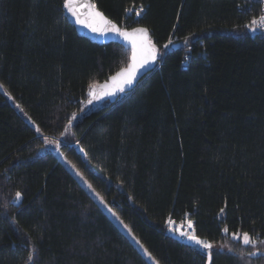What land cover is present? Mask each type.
<instances>
[{"label":"trees","instance_id":"16d2710c","mask_svg":"<svg viewBox=\"0 0 264 264\" xmlns=\"http://www.w3.org/2000/svg\"><path fill=\"white\" fill-rule=\"evenodd\" d=\"M95 4L155 48L113 105L90 91L129 49L80 36L66 0H0V264H151L63 158L159 264H264L260 1ZM186 213L211 249L168 232Z\"/></svg>","mask_w":264,"mask_h":264},{"label":"water","instance_id":"95a60500","mask_svg":"<svg viewBox=\"0 0 264 264\" xmlns=\"http://www.w3.org/2000/svg\"><path fill=\"white\" fill-rule=\"evenodd\" d=\"M99 13L100 15H97ZM66 14L69 20L75 26L77 33L89 39L93 43L99 45H107L110 43H119L125 48L129 49L131 52L130 61L126 66L121 67L115 73L108 77L105 81L93 86L90 91L91 96H95L99 101H110V105L117 103L120 98L127 93L132 92L135 88L142 82V80L155 69V59L151 60L149 63L144 64L142 67L138 66L136 68L132 82L122 83L124 77L117 76L122 70L130 69L132 66V39H138V36L132 38H125L119 33H133L134 29L146 28L144 26H137L133 28L122 29L116 22L108 18L95 4V0H66ZM101 16L103 20H101ZM93 27L99 28L100 31H93ZM113 27L119 29V33L113 31ZM147 36L150 40V31L148 28ZM250 31H255L251 28ZM113 77H116L114 80ZM123 89V90H121ZM168 232L182 240L173 228H170ZM198 240L201 241L199 237ZM190 244L200 246L201 244L186 238L184 240Z\"/></svg>","mask_w":264,"mask_h":264},{"label":"snow or ice","instance_id":"6c2138e0","mask_svg":"<svg viewBox=\"0 0 264 264\" xmlns=\"http://www.w3.org/2000/svg\"><path fill=\"white\" fill-rule=\"evenodd\" d=\"M97 15H100L97 13ZM101 20H103L101 16ZM93 31H100L99 28L93 27ZM113 31L119 33V29L113 27ZM148 30L146 28H138L134 29L133 33H119L123 35L125 38H132L134 36H138V39H132V66L130 69L122 70L120 73L117 74V76L124 77L122 80V83H131L132 79L134 77L136 68L138 66L142 67L144 64L149 63L151 60L155 59V48L152 45L151 41L148 39L147 36ZM115 80L116 77H113ZM123 90V89H121ZM91 102V101H90ZM17 199L21 198V193L16 192L15 194ZM127 227V225H124ZM181 235H186L185 233H181ZM189 239L195 241L198 244H201L205 249H211L212 245L208 243H204L203 241H200L195 236H190ZM245 243L248 242V236L245 234L244 236ZM210 255V254H209ZM31 259V257L29 258ZM158 264V262H157Z\"/></svg>","mask_w":264,"mask_h":264},{"label":"rangeland","instance_id":"374dc122","mask_svg":"<svg viewBox=\"0 0 264 264\" xmlns=\"http://www.w3.org/2000/svg\"><path fill=\"white\" fill-rule=\"evenodd\" d=\"M0 89H3V85L0 83ZM10 101L15 105L18 106V103L9 96ZM25 118H27V121L34 126V128H37L36 124L24 113ZM63 163L69 168V170L76 176V178L79 180V182L86 188V190L95 198V200L99 203V205L105 210V212L113 219V221L119 226V228L130 238V240L135 244V246L143 253V255L146 257V259L151 264H157V261L154 259V257L147 251V249L141 244L139 239L133 234V232L130 230V228L126 225L117 215V213L107 204V202L102 198V196L97 193V191L91 186V184L82 176V174L67 160V159H61ZM174 228H177L179 230L178 225L173 224ZM245 236V235H244ZM243 236V239H244ZM248 236V235H247ZM245 242V241H244ZM251 242L249 236H248V242ZM221 250H227L228 246L226 245H219L218 247ZM258 253V252H256ZM210 261V256H209ZM159 264V263H158Z\"/></svg>","mask_w":264,"mask_h":264},{"label":"built area","instance_id":"2783aa9c","mask_svg":"<svg viewBox=\"0 0 264 264\" xmlns=\"http://www.w3.org/2000/svg\"><path fill=\"white\" fill-rule=\"evenodd\" d=\"M135 8H131L129 10V13L131 14L132 11H134ZM137 16H140V14L137 13ZM256 26H258L259 28L264 29V0H261V10L259 15L257 16V18H255V20L253 21ZM191 214L190 213H186L184 217H182L179 221H178V225H179V231L181 233H185L186 235H182L183 238L186 237H190V236H195L197 237L196 234V230L193 226V222L190 219ZM171 219H169V223H171Z\"/></svg>","mask_w":264,"mask_h":264},{"label":"bare ground","instance_id":"6f19581e","mask_svg":"<svg viewBox=\"0 0 264 264\" xmlns=\"http://www.w3.org/2000/svg\"><path fill=\"white\" fill-rule=\"evenodd\" d=\"M260 1V5H261V0H259ZM260 10H261V7H260ZM128 14H129V16L131 15L130 13H129V11H128ZM255 18H257V16L255 17ZM255 18L251 21V23L250 24H248V27H250V29L251 28H254L255 30H257V29H259V30H264V29H262V28H259L258 26H256V24L253 22L254 20H255ZM121 27V26H120ZM122 28V27H121ZM122 29H125V28H122ZM152 72V71H151ZM124 95V94H123ZM91 96V95H90ZM176 225H178V222H176ZM178 227H179V225H178ZM171 228H173V227H171ZM174 230H175V232L179 235V236H181V238H182V240L184 241L186 238H188V237H186V238H183L182 237V235H181V232L179 231V230H177V228H173ZM201 241H203V240H201ZM203 242H205V241H203Z\"/></svg>","mask_w":264,"mask_h":264}]
</instances>
